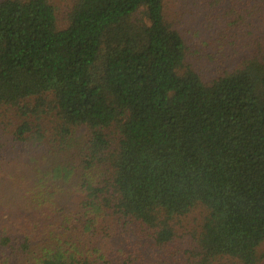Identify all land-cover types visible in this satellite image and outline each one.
Listing matches in <instances>:
<instances>
[{
    "label": "trees",
    "instance_id": "trees-1",
    "mask_svg": "<svg viewBox=\"0 0 264 264\" xmlns=\"http://www.w3.org/2000/svg\"><path fill=\"white\" fill-rule=\"evenodd\" d=\"M67 21L0 0V108L29 174L0 162V264H150L98 243L135 224L163 247L196 206L183 264H264V58L205 84L163 0H75Z\"/></svg>",
    "mask_w": 264,
    "mask_h": 264
},
{
    "label": "rangeland",
    "instance_id": "rangeland-1",
    "mask_svg": "<svg viewBox=\"0 0 264 264\" xmlns=\"http://www.w3.org/2000/svg\"><path fill=\"white\" fill-rule=\"evenodd\" d=\"M74 1L49 0L55 7L59 29L67 27ZM163 6L166 22L185 44V64L205 84L237 70L252 57L264 58V0H163ZM27 121L41 125L45 131L53 126L54 120L42 112L38 118ZM19 123L14 111L0 108V162L6 164L7 171L27 175L24 166L28 154L10 141V133ZM73 135L82 142L88 132L80 127L73 130ZM16 209L14 204L15 214ZM205 216L206 211L196 206L187 215L174 218L170 222L174 238L163 247L154 244L145 228L131 224L125 230L112 227L109 236L99 241L98 248L106 256L122 250L146 262L150 260V264H183L188 257H185L187 250L192 247L193 252ZM258 253L264 254V243ZM220 264L234 262L223 260Z\"/></svg>",
    "mask_w": 264,
    "mask_h": 264
}]
</instances>
